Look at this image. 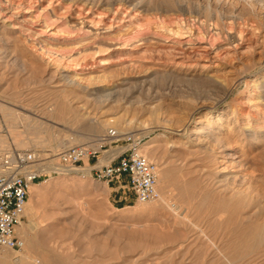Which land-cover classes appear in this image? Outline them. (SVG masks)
<instances>
[{"label":"rangeland","instance_id":"1","mask_svg":"<svg viewBox=\"0 0 264 264\" xmlns=\"http://www.w3.org/2000/svg\"><path fill=\"white\" fill-rule=\"evenodd\" d=\"M2 3L0 150L35 149L55 167L29 193L23 220L50 264H264V105L245 103L255 119L241 114L250 83L264 79V0ZM56 24L58 34L48 36ZM79 25L98 43L81 49L79 64H63L72 75L83 69L91 87L126 80L115 101L64 84L59 64L48 61L65 43L79 45ZM60 95L71 107L67 119L45 117L44 105ZM9 109L27 119H10ZM199 126L220 130L211 150L191 139ZM109 128L143 138V153L158 166L156 200H136L124 177L108 184L91 175L123 144L101 140ZM86 143L96 156L80 171L57 170L60 150Z\"/></svg>","mask_w":264,"mask_h":264},{"label":"built area","instance_id":"2","mask_svg":"<svg viewBox=\"0 0 264 264\" xmlns=\"http://www.w3.org/2000/svg\"><path fill=\"white\" fill-rule=\"evenodd\" d=\"M101 140L123 144L119 153L111 157L108 163L89 168L93 178L109 184L127 176L136 200H156L159 197L158 166L143 153V138L137 133L109 128ZM94 156L96 151L88 143L71 145L58 152L57 165L80 171L78 168L84 158L89 160ZM47 165L35 149L20 150L10 146L0 150V251L23 248L24 240L18 227L25 218L30 187L47 175Z\"/></svg>","mask_w":264,"mask_h":264},{"label":"bare ground","instance_id":"3","mask_svg":"<svg viewBox=\"0 0 264 264\" xmlns=\"http://www.w3.org/2000/svg\"><path fill=\"white\" fill-rule=\"evenodd\" d=\"M5 1V0H4ZM4 3H6V2H4ZM2 0H0V7H2ZM12 7V6H11ZM14 7V6H13ZM10 8V7H9ZM21 8V7H20ZM28 12V11H27ZM12 15V14H11ZM1 16L2 17H4L5 15L3 14H1ZM24 16V15H23ZM6 17V16H5ZM7 18H8V16H7ZM6 18V19H7ZM24 20H26L25 18H24ZM30 20V19H29ZM33 21V20H32ZM50 21H51V19H50ZM26 22V21H25ZM34 22V21H33ZM84 23V22H83ZM87 24V23H86ZM88 24H90V26H91V24H93L92 22L91 23H88ZM14 25V24H13ZM15 26V25H14ZM50 25H48L47 24V22L45 21L44 23H42V25H41V27H45V28H47V27H49ZM79 26H81V25H79ZM78 26V27H79ZM20 27H21V31H28V32H34V30L33 29H31V27H25V26H21L20 25ZM52 28H53V32H52V35H48V36H50V37H53V38H55L56 37V35H55V33H57L58 34V32H57V30H59V25L58 24H56V26L55 27H53L52 26ZM51 28V29H52ZM87 28V27H86ZM89 28V27H88ZM96 28V27H95ZM76 29H78V28H76ZM82 29V31H81V33L80 34H82V35H79V36H77V37H75L74 38V41L77 43V44H79V45H75V46H70L69 45V43H65L66 44V46H64V47H67V48H65V50L67 49V51H60V52H58V50L56 51L57 53H55V55L54 56H50L49 58V62H52L53 64H59L58 66L55 64V66H57V68L59 69L58 71H59V75H60V77L62 78V80L65 82L64 84H69V86L71 85V86H73V88H75L76 90H78V91H81V92H83V93H86V94H88L89 96L90 95H95V96H97L98 95V93L101 91V92H105V94H101V95H99V97H96L97 99L96 100H99V101H102V102H105V101H115V100H117V98L119 97V94L120 93H122V87H123V84H125V83H127V81L126 80H121V83H116V84H114V83H110V84H112V86L111 87H107V86H105V81H106V79H104V80H100V79H96L95 80V78H94V87H91V84H90V82L91 81H93V78H92V80L90 81L89 79H88V77L89 76H87V78L86 77H84V70L83 69H80L81 71H80V73L79 74H77V75H72V74H70L69 72L70 71H67V69H66V66H64V64L63 63H68V62H75L76 64H79L78 62H79V59L81 58V55H82V51H81V49L82 50H84L86 47H88V45L89 44H91V43H98V39H96V38H98V37H96L95 38V36L93 37V36H91L90 34H89V32L91 31V30H89V29H85L83 26H81L80 27V30ZM83 29H85V30H83ZM108 29V28H107ZM56 30V31H55ZM74 31V30H73ZM76 31V30H75ZM78 31V30H77ZM95 31V30H94ZM98 31V30H97ZM179 31V30H178ZM40 33H42L43 32V30H42V28H41V31H39ZM171 32V31H170ZM35 33V32H34ZM33 33V34H34ZM74 33V32H73ZM90 33H92V32H90ZM94 33V32H93ZM100 33H101V31H100ZM174 33V32H173ZM179 33V32H178ZM178 33L176 32V34H177V37L179 38V39H182V38H184V36L182 37V33H180V35L178 36ZM32 34V35H33ZM43 34H45V33H43ZM47 34V33H46ZM77 34V33H76ZM75 34V35H76ZM97 34H99V33H96V35ZM102 34V33H101ZM68 35H72V33L71 32H67V35L66 36H68ZM90 35V36H89ZM93 35V34H92ZM103 35V34H102ZM159 35H161L160 33H159ZM55 36V37H54ZM63 36H64V33H63ZM65 36V37H66ZM175 36V35H174ZM173 36V39H176L177 37H174ZM72 37V36H71ZM138 37V36H137ZM161 38H164L165 39V37L166 36H160ZM67 38V37H66ZM109 38H110V36H109ZM118 39H119V37H117ZM70 39H72V38H70ZM106 39V38H105ZM107 39H108V37H107ZM114 39V38H113ZM149 39V38H148ZM42 40V39H41ZM67 40V39H66ZM123 40V39H122ZM131 40V39H130ZM111 41V40H110ZM119 41H121V40H119ZM72 42V41H71ZM123 42V41H122ZM124 42H125V40H124ZM128 42V41H127ZM126 42V43H127ZM114 43V42H113ZM181 43V42H180ZM51 44V43H50ZM100 44V43H99ZM99 44H97L98 46H99ZM73 45V44H72ZM118 45V44H117ZM124 45V44H123ZM47 46V45H46ZM45 45L43 46V47H41V51L38 53L41 57L42 56H45V51H47V50H44V47H46ZM90 46V45H89ZM55 48V47H54ZM96 48V47H95ZM46 49V48H45ZM50 50V49H49ZM64 50V49H63ZM48 54V53H47ZM43 58V57H42ZM94 60V59H93ZM108 62V61H107ZM51 63V64H52ZM101 63V62H100ZM52 64V65H53ZM102 64H106V63H102ZM81 66V65H80ZM78 68V67H77ZM80 68V67H79ZM69 69V68H68ZM86 75H88V74H86ZM103 75V74H102ZM104 76V75H103ZM103 76H101V77H103ZM106 76V75H105ZM94 77V76H93ZM90 78V79H91ZM96 78H97V76H96ZM103 78H105V77H103ZM108 79V78H107ZM216 80V79H215ZM219 80V79H218ZM107 81H109V80H107ZM221 81V80H220ZM110 82H111V80H110ZM61 83H63L62 81H61ZM133 83V82H132ZM131 83V84H132ZM221 83H223V82H221ZM108 84H109V82H108ZM114 84V85H113ZM120 84V85H119ZM223 84H225V83H223ZM62 85V84H61ZM106 85H107V83H106ZM70 86V87H71ZM249 86H251L252 88H251V92L250 93H248V98L247 99H245L244 100V103H243V107H242V112H241V114L242 115H249V114H251V113H249V110L248 111H244L245 110V108L246 107H244V105H246L245 103H248L247 105H250V107L249 108H251V107H255V108H259V107H256L255 106V104L257 103V102H261L263 105H264V93L262 94V92L264 91V79L261 81V82H252V83H250V85ZM64 87V86H63ZM129 87V86H128ZM224 87V86H223ZM227 87V86H226ZM67 88H69V87H67ZM225 88V87H224ZM258 88H262L263 89V91L262 92H260L259 93V95H258V97L257 98H253L252 97V95L253 94H255V90H257ZM72 89V88H71ZM260 89H258V90H260ZM72 90H74V89H72ZM128 90V89H127ZM64 92V93H66V89H62V90H60V92ZM69 91H70V89H69ZM68 91V92H69ZM76 92V91H75ZM65 95V94H64ZM82 96V95H81ZM88 96V97H89ZM257 96V95H256ZM59 97H61L60 99H57V100H55V99H53L55 102L54 103H52L51 105H49L48 107L46 106L45 107V105H44V109H42V111H44V112H42L41 110V113H43L44 115L46 114L47 116H50V117H53V118H55V119H57V118H61V119H67V117H68V113L70 112V106H69V103H68V101H66L67 99H63L62 97H64L63 95L61 96H59ZM66 97H67V95H66ZM73 97H78V95H74ZM72 97V98H73ZM85 97V96H84ZM263 97V98H262ZM71 98V97H70ZM71 98V99H72ZM79 99L81 98L80 96L78 97ZM123 98V97H122ZM62 99V100H61ZM70 99V100H71ZM83 98H81V100H82ZM86 99H87V96H86ZM73 100V99H72ZM85 100V99H84ZM87 101H89V100H87ZM92 101V100H91ZM86 102V101H85ZM128 102H129V100H128ZM88 105H91V104H89L88 102H86ZM106 103V102H105ZM80 104H82V103H80ZM242 104V103H241ZM240 104V105H241ZM1 105V104H0ZM82 106V105H81ZM85 106V105H84ZM87 106V105H86ZM258 106V105H257ZM260 106V105H259ZM5 108V107H4ZM238 108V107H237ZM237 108H235L236 110H237ZM262 108H264V106L262 107ZM234 110V109H233ZM259 110V109H258ZM257 110V111H258ZM240 111H241V109H240ZM259 111H261V110H259ZM262 112H264V109H263V111ZM234 113V112H233ZM8 114L10 115V119H12V120H19V119H23V120H26L27 118H25V117H23L20 113H16V111L15 110H12V109H9V112H8ZM238 114V113H237ZM262 114H264V113H262ZM46 115H45V117H46ZM77 114H75V116H76ZM234 115V114H233ZM31 116V115H30ZM30 116H28V118L30 117ZM231 116V115H230ZM27 117V116H26ZM34 117V116H33ZM243 117V116H242ZM75 118V120H78V119H76L77 118V116L76 117H74ZM73 118V119H74ZM229 118V117H228ZM251 118H253V119H255L256 118V116H254V114H251ZM30 119V118H29ZM71 119V118H70ZM37 120V119H36ZM236 120H238V119H236ZM31 122H32V120H30ZM34 121V120H33ZM39 122V121H38ZM188 124V123H187ZM249 124H250V122H249ZM39 125H41V123L39 124ZM96 127H98L99 128V126H97L96 125ZM183 128V127H182ZM201 128V129H200ZM223 128V127H222ZM180 129V128H179ZM247 130H248V125H247V128H246ZM250 129V128H249ZM260 129H263V128H260ZM185 130H186V128H185ZM231 131V130H230ZM185 132V131H184ZM191 132H200L198 135H195L193 138H191V139H193L194 140V142L195 143H197V144H199V145H196V146H199V147H201V148H205V149H210L211 148V145L213 146L214 145V147H215V144L217 143H215V141L216 140H219L217 137H218V135H219V132H220V130H215V131H213V129L212 128H205L204 126H199V128L198 127H196V128H194V129H192V131ZM235 132V131H234ZM228 133V132H227ZM242 133V132H241ZM250 133V132H249ZM253 133V132H252ZM221 134V133H220ZM246 134V133H245ZM238 135V134H237ZM85 136V135H84ZM226 135H224V137H223V139L225 138L226 139V137H225ZM190 137H191V135H190ZM238 137V136H237ZM244 137V136H243ZM253 137V136H252ZM84 138V137H83ZM72 140H74V138L72 139ZM23 139L22 140H19V142L22 144L23 143ZM76 141V140H75ZM189 141H190V139H189ZM192 141V140H191ZM190 141V142H191ZM229 141V140H228ZM242 141V140H241ZM74 142V141H73ZM193 142V141H192ZM224 142V141H223ZM230 142V141H229ZM189 143V142H188ZM215 143V144H214ZM59 144H64V142H60ZM192 144H194V143H192ZM224 144V143H223ZM219 145V144H218ZM217 146V145H216ZM215 149V148H214ZM211 150V149H210ZM212 150H213V148H212ZM103 159V158H102ZM101 159V161H104V159L102 160ZM106 159V158H105ZM109 162V161H108ZM107 162V163H108ZM104 163H105V161H104ZM52 165V164H51ZM50 164H48L46 167H45V169H47V171L50 169V168H53L54 166H51ZM86 168H87V166H85ZM55 168V167H54ZM58 171H60L61 173H65V172H67V171H70V170H72V168H68V167H63V166H61L60 168H58L57 169ZM162 177H163V173H162ZM161 179V178H160ZM37 189H39L38 188V184L37 183H33L32 185H31V187H30V192L31 191H33V190H36V192H39L40 191V189H39V191L37 190ZM167 195V194H166ZM159 196H160V194H159ZM147 202V201H146ZM168 203V202H167ZM171 203V202H170ZM173 203V202H172ZM173 205V204H172ZM174 205H176L175 203H174ZM182 207V206H181ZM172 208V207H171ZM176 208V207H175ZM174 209V208H173ZM172 210V209H171ZM177 210H178V208H177ZM174 211V210H173ZM176 211V210H175ZM33 224V223H32ZM33 226V225H32ZM27 225H25L24 224V222H22L21 223V225L18 227V231H19V234H20V236L23 238V240H24V246H23V248L22 249H20V250H23V252L21 253V254H19V255H17L15 252V254L14 253H12L11 251H10V249H4V250H2V251H0V264H50L51 263V260H52V258H51V254H50V252L49 251H45L44 250V248L40 245V243H39V240L37 239V237L34 235L33 237H31V235H30V237H27ZM30 228V227H29ZM31 229V228H30ZM29 229V230H30Z\"/></svg>","mask_w":264,"mask_h":264},{"label":"crops","instance_id":"4","mask_svg":"<svg viewBox=\"0 0 264 264\" xmlns=\"http://www.w3.org/2000/svg\"><path fill=\"white\" fill-rule=\"evenodd\" d=\"M125 179H127V184L129 186V183H128V177L127 176H124ZM120 187V186H119Z\"/></svg>","mask_w":264,"mask_h":264}]
</instances>
